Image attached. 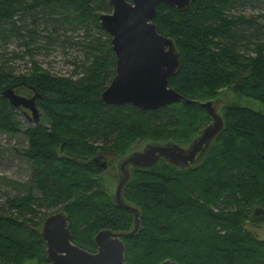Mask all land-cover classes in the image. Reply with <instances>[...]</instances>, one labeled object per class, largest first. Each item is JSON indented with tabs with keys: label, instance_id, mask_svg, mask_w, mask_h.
I'll list each match as a JSON object with an SVG mask.
<instances>
[{
	"label": "trees",
	"instance_id": "16d2710c",
	"mask_svg": "<svg viewBox=\"0 0 264 264\" xmlns=\"http://www.w3.org/2000/svg\"><path fill=\"white\" fill-rule=\"evenodd\" d=\"M256 1L264 2L193 0L185 9L161 3L154 21L174 38L181 59L170 85L195 100L144 110L101 98L116 73L112 36L99 19L112 9L109 0H0V49L15 37L32 54L40 21L57 36L60 28L84 29L82 40L66 32L64 43L81 44L85 51L83 59L73 60L71 74L50 71L34 59L30 71L19 74L0 63V129L20 128L2 91L22 80L42 93L45 123L25 127L28 145L17 149L30 161L32 186L2 176L26 192L8 197V207L0 208V263L51 264L40 235L51 213L40 215L36 206L64 210L72 240L88 250L96 249L94 236L101 228L130 230L132 212L115 205L101 172L84 161L99 150L125 154L138 139L187 145L212 120L200 101L229 88L235 95L222 107L224 127L198 167L160 160L132 168L124 194L139 207L141 226L124 237L125 258L128 264L167 258L181 264H264V239L247 226L249 220L264 222V214L251 216L255 206L264 207V110L242 101L264 102V12L249 16L236 8ZM21 14L34 26L20 22Z\"/></svg>",
	"mask_w": 264,
	"mask_h": 264
},
{
	"label": "water",
	"instance_id": "95a60500",
	"mask_svg": "<svg viewBox=\"0 0 264 264\" xmlns=\"http://www.w3.org/2000/svg\"><path fill=\"white\" fill-rule=\"evenodd\" d=\"M193 0H109L113 8L99 14L100 25L112 36L116 56V73L101 92V98L109 104H132L144 110L157 109L172 102L189 98L170 85V77L181 66L180 51L173 37L158 30L154 21L158 6L165 3L185 9ZM5 97L16 106L32 109V115L39 120V108L35 93L25 96L13 86L3 91ZM212 120L187 144L177 141L150 140L142 148L125 153L118 161L121 174L116 176L111 194L115 205L129 209L134 224L130 230L101 228L94 236L97 246L88 250L72 240L69 216L64 210L49 214L42 222L40 235L45 240L47 258L51 264H128L125 258L124 237L134 236L141 226V211L125 197L126 185L131 177V168L150 167L159 160L173 163L180 168L198 167L214 138L224 127V118L217 108V99L200 101ZM98 158L84 163H98ZM101 168L107 166L103 161ZM264 214V207L257 205L252 217ZM159 264H181L167 258Z\"/></svg>",
	"mask_w": 264,
	"mask_h": 264
},
{
	"label": "rangeland",
	"instance_id": "374dc122",
	"mask_svg": "<svg viewBox=\"0 0 264 264\" xmlns=\"http://www.w3.org/2000/svg\"><path fill=\"white\" fill-rule=\"evenodd\" d=\"M237 9L242 12L250 15L258 14L264 12V2H254L248 3L244 6H238ZM21 21H26L30 27L34 26L31 23V18L29 15L21 14ZM42 21V20H41ZM63 27H66L67 24H63ZM44 24L39 21L37 25V31L34 33L35 39L32 46L35 48L34 52L25 53L24 46L19 44L18 40L15 37L7 42L0 49V63L6 70H12L14 73L19 74L23 72L30 71L32 59L38 60L44 67L48 68L50 71L56 72L58 74H71L75 70V65L73 64V60L78 56L79 58L76 60H81L84 58L85 51L82 49L81 44H66L64 43L65 33L70 36V38H74L75 40H82V34L84 33V29L77 28L76 30H67L66 28L59 31V36H57L52 30L47 31L43 29ZM51 29V27L49 28ZM93 32H96L97 29L93 27ZM61 34V35H60ZM40 46V47H39ZM235 95L232 89L226 88L223 89L222 92L217 96V108L219 112H222V107L224 103H226L231 96ZM214 99V98H213ZM242 101L257 109L264 110V102L256 98L246 97L243 98ZM26 110V111H24ZM17 112V117L20 121V128L16 132H6L0 129V208H7V198L14 196H21L25 194L26 191L19 188L15 183H10L9 181H5L2 176H6L8 179H13L15 181H21L28 183V186H32L31 175H32V166L30 161L26 158V156L17 151V149H23L28 145V140L24 133V128L34 124V121L29 119L26 112L27 109H21ZM146 141L143 139H138L131 145V149L140 148ZM119 155V153H117ZM108 158H111L110 155ZM116 159H114V163L116 164ZM119 161V158H118ZM99 179L103 185V187L109 191H111L112 185L116 180L115 174L108 172H101L99 175ZM18 184V183H17ZM32 193L34 195L39 196L40 193L36 188L32 189ZM40 210V215H44L45 213H52V211H56L55 207H45V206H36ZM247 226L255 231L257 235L264 239V222L263 221H248ZM97 248V247H96ZM2 264V263H0ZM25 264H40L37 259L27 260Z\"/></svg>",
	"mask_w": 264,
	"mask_h": 264
},
{
	"label": "flooded vegetation",
	"instance_id": "af4514ba",
	"mask_svg": "<svg viewBox=\"0 0 264 264\" xmlns=\"http://www.w3.org/2000/svg\"><path fill=\"white\" fill-rule=\"evenodd\" d=\"M112 5V4H111ZM112 8H113V6H112ZM112 10V9H111ZM110 10V11H111ZM104 12V11H103ZM20 84H24V85H26V86H28V88L27 89H24V90H21V89H19V85ZM11 86H13L14 87V89H15V91L17 92V93H19V94H22V95H25V96H32V95H34L35 93H39V95L38 96H36V104H37V106H38V108H39V116H40V118H39V120H36L34 117H33V115H32V109H30V108H28V107H25V106H23V105H19V106H16V105H13L14 107H15V112L16 111H20L21 109L23 110V109H27L28 110V112H26L27 113V115H28V117H29V119H31V120H33L34 121V124H32V125H37V124H41V125H45V123H44V120H43V115H42V109H41V107H40V105H39V98L42 96V93L40 92V91H38L33 85H31V84H29L28 82H26V81H24V80H22V81H18L17 83H15V84H13V85H11ZM8 87V86H7ZM7 98V97H6ZM8 99V98H7ZM24 111H26V110H24ZM146 143V142H145ZM144 143V144H145ZM144 144H143V146H144ZM142 146V147H143ZM142 147H140V148H142ZM134 149H138V148H134ZM133 150V149H132ZM131 151V150H130ZM129 151V152H130ZM110 155V157L111 158H108V156ZM124 154H119V155H117V153L116 152H113V151H110V150H99V151H97L96 153H94L93 155H91V156H89L88 158H87V160H90V159H93V158H95V157H97L98 158V163H96V162H92L91 163V165H93V166H95L98 170H99V172H108V171H110V172H112V173H114L115 174V177L116 176H118L119 174H121V171L119 170V167H118V158L120 159L122 156H123ZM115 157H117V159H116V164L114 163V159H115ZM162 160V159H161ZM103 161H105L106 162V164H107V166L106 167H104V168H101V166H100V164H101V162H103ZM160 161V160H159ZM131 170H132V168H131ZM132 173V172H131ZM132 175V174H131ZM114 183H115V181H114ZM114 183H113V185H114ZM113 185H112V187H113ZM111 190H112V188H111Z\"/></svg>",
	"mask_w": 264,
	"mask_h": 264
}]
</instances>
